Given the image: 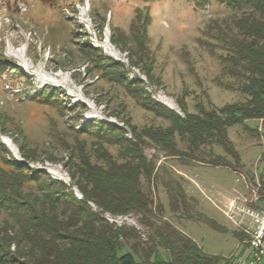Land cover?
Wrapping results in <instances>:
<instances>
[{"label": "rangeland", "instance_id": "1", "mask_svg": "<svg viewBox=\"0 0 264 264\" xmlns=\"http://www.w3.org/2000/svg\"><path fill=\"white\" fill-rule=\"evenodd\" d=\"M242 16L221 0H0V170L21 161L51 194L74 201H85L95 174L133 170L151 214L86 205L135 231L123 250L131 246L137 262L154 261L166 224L229 263L245 255L250 213L264 209V121L227 128L238 156L177 131L171 141L154 137L171 126L164 108L184 116L245 100L230 53ZM216 156L228 166L214 164ZM24 187L13 196L15 213L0 212V246L13 252L17 218L44 209L41 187ZM55 210L61 230L79 225L75 209ZM158 259L169 260L161 246Z\"/></svg>", "mask_w": 264, "mask_h": 264}, {"label": "trees", "instance_id": "2", "mask_svg": "<svg viewBox=\"0 0 264 264\" xmlns=\"http://www.w3.org/2000/svg\"><path fill=\"white\" fill-rule=\"evenodd\" d=\"M196 1L206 3L208 0ZM221 1L231 10H243V16L234 20L237 31L230 36V53L243 78L241 88L246 98L216 109L199 108L197 113H185L184 116L164 108L159 113L171 120V126L165 131L159 130L154 137L161 141H171L172 133L177 131L187 134L192 144L215 140L238 156L228 140L227 128L248 119L264 121V0ZM261 155L264 158V150ZM11 164L12 171L0 170V212L15 213L17 206L13 196L21 193L26 182L41 187L44 209L39 213L36 209L31 210L32 218L36 212L32 220L25 221L21 216L17 218L18 224L23 226L17 231V238L13 236L16 249L13 252L0 246V264H142L137 262L135 250L131 246L129 248L132 250H123L128 245L123 243V239L134 235L135 231L127 230L126 226L109 224L86 205V200H91L103 211L112 214L134 212L143 217L151 214L147 199L139 189L137 173L133 170L97 173L91 179L92 189L82 192L85 201H74L62 192L51 194L47 187H43L46 183L40 182L39 175L33 171L24 172L21 161L15 160ZM214 164L228 166L221 156L214 158ZM259 199L264 204V194ZM60 203L75 209L73 211L78 215L79 225L72 231L60 228L61 221L55 213ZM48 212L52 213L46 214ZM166 225L168 228L158 231V242L150 250L155 253L154 261L147 264L229 263L222 256L205 252L182 231L171 230L169 224ZM1 239L4 241L5 238ZM25 242L31 245L27 250L20 248ZM158 246L167 251L168 261L158 259ZM149 252L142 249L143 257L149 258Z\"/></svg>", "mask_w": 264, "mask_h": 264}, {"label": "built area", "instance_id": "3", "mask_svg": "<svg viewBox=\"0 0 264 264\" xmlns=\"http://www.w3.org/2000/svg\"><path fill=\"white\" fill-rule=\"evenodd\" d=\"M255 223L254 230L245 231L250 235L244 243L245 255L237 256L229 264H263L264 263V209L250 213Z\"/></svg>", "mask_w": 264, "mask_h": 264}, {"label": "crops", "instance_id": "4", "mask_svg": "<svg viewBox=\"0 0 264 264\" xmlns=\"http://www.w3.org/2000/svg\"><path fill=\"white\" fill-rule=\"evenodd\" d=\"M234 200V198L230 197L229 199H227V203L229 205V203H231Z\"/></svg>", "mask_w": 264, "mask_h": 264}]
</instances>
